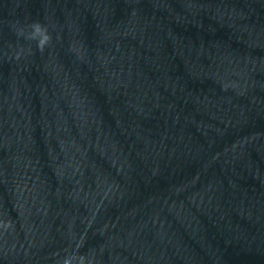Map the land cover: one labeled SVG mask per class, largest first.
Segmentation results:
<instances>
[{"label": "water", "instance_id": "95a60500", "mask_svg": "<svg viewBox=\"0 0 264 264\" xmlns=\"http://www.w3.org/2000/svg\"><path fill=\"white\" fill-rule=\"evenodd\" d=\"M8 221L0 264H264V0H0Z\"/></svg>", "mask_w": 264, "mask_h": 264}, {"label": "clouds", "instance_id": "9594fccd", "mask_svg": "<svg viewBox=\"0 0 264 264\" xmlns=\"http://www.w3.org/2000/svg\"><path fill=\"white\" fill-rule=\"evenodd\" d=\"M26 29L28 30L27 32ZM16 34L17 36H23L29 41H36V48L40 52L44 51L45 47L50 44L52 39L47 27L43 25L40 21H33L27 23L25 26L20 27L17 30ZM0 226L5 228L11 227V221L0 224ZM73 259L74 257L65 258L63 264H73ZM79 264H84V257L79 258Z\"/></svg>", "mask_w": 264, "mask_h": 264}]
</instances>
